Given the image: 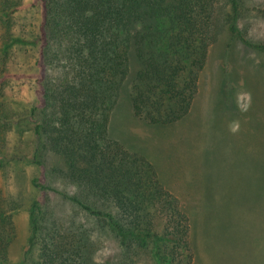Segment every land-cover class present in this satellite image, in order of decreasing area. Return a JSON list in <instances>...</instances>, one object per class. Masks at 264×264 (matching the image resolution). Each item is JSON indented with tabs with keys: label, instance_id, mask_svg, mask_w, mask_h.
<instances>
[{
	"label": "trees",
	"instance_id": "1",
	"mask_svg": "<svg viewBox=\"0 0 264 264\" xmlns=\"http://www.w3.org/2000/svg\"><path fill=\"white\" fill-rule=\"evenodd\" d=\"M243 6L244 0H0V169L10 160L37 168L30 179L29 236L16 263L8 248L21 206L0 193V264H95L103 238L115 243L116 264H193L183 205L143 156L110 139L109 121L131 52L138 70L129 110L151 131L187 120L208 49L224 30L264 55V44L249 41L238 27ZM220 7L228 9L221 19ZM19 21L31 25L25 31ZM26 50L25 69L8 70ZM229 73L223 77L232 86ZM18 80L33 95L20 112L3 95ZM12 131L19 141L29 133L33 151H3ZM48 156L60 165L48 168ZM53 177L56 186L49 184ZM52 197L65 213L58 214ZM202 197L216 213L204 186Z\"/></svg>",
	"mask_w": 264,
	"mask_h": 264
},
{
	"label": "rangeland",
	"instance_id": "2",
	"mask_svg": "<svg viewBox=\"0 0 264 264\" xmlns=\"http://www.w3.org/2000/svg\"><path fill=\"white\" fill-rule=\"evenodd\" d=\"M243 9L239 29L249 41L264 44V0H244ZM219 11L220 19L228 15L227 8ZM25 12L22 17L28 19L31 13ZM19 22L25 31L31 25ZM30 60L29 52L23 51L13 57L8 70L20 74ZM137 70L131 52L127 76L109 121L110 139L127 152L143 156L183 205L189 218L193 264H264V55L224 30L208 49L187 120L159 131L144 128L130 113L128 95ZM223 73H229L232 86L227 85ZM18 81L3 91L12 99L10 105L16 112L33 101L32 92L23 80ZM216 109L222 114L215 115ZM24 141H28L27 146ZM34 146L29 133L19 141L12 131L6 136L3 151L17 148L32 152ZM46 160L48 168L60 165L54 156ZM5 164L0 169V193L14 196L21 206L13 215L14 239L8 248L10 262L16 263L29 236L27 207L35 196L30 179L37 175V168L22 160ZM58 182L53 177L49 184L56 186ZM203 186L214 198L216 213L203 205ZM52 201L58 214L67 211L56 197ZM217 209L219 224L215 222ZM95 253V264L117 262L118 249L111 238H103ZM139 264L150 263L144 260Z\"/></svg>",
	"mask_w": 264,
	"mask_h": 264
}]
</instances>
